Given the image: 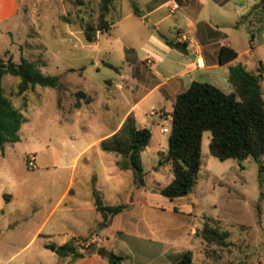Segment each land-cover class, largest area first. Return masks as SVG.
Returning <instances> with one entry per match:
<instances>
[{"label":"rangeland","instance_id":"obj_1","mask_svg":"<svg viewBox=\"0 0 264 264\" xmlns=\"http://www.w3.org/2000/svg\"><path fill=\"white\" fill-rule=\"evenodd\" d=\"M101 1L25 0L21 14L13 20L12 33L0 32V52L13 49L0 55L3 63H19L24 56L37 61L44 74L61 78L59 89L36 86L23 96L18 95V78L6 75L2 79L17 106L28 99L29 121L20 131V142L7 144L5 153L0 146V264L58 263L59 254L46 245L60 244L64 237L59 220L66 207L57 204L69 181V168L80 152L112 130L130 104L155 84L156 74L168 76L167 63L173 57L169 43L178 30L199 41L226 38L240 54L237 62L249 72L257 73L264 63V0H115L108 16L115 22L112 30L98 32L97 41L88 43L84 29L97 24ZM165 2L146 17L148 21L134 13V4L147 14ZM175 4L178 9L171 12ZM159 20L160 25H151ZM189 20L197 23L198 35L190 32ZM130 63L137 69V81ZM262 89L264 93V78ZM78 91L93 101L82 100V107L75 109ZM145 105L162 108L157 95ZM70 110L80 111L74 121ZM163 125L156 118L154 142L143 154L145 168L153 174L157 154L152 152L158 140L161 152L169 150L170 133L163 132ZM211 138V132L204 134L202 169L186 201L194 206L201 226L211 220L221 231L230 232V246L198 244L195 263L206 262L204 250L213 264L264 263V157L259 162L254 158L222 161L210 153ZM94 151L78 158V172L85 171V159ZM33 156L34 168L29 166ZM171 176L167 171L156 174L163 186ZM147 183L153 184L151 175ZM186 201L153 194L148 200L151 207L138 212L140 224L172 222V207L180 208ZM128 217L131 221L132 216ZM121 241L132 246L140 240L127 236ZM74 261L68 259L65 264Z\"/></svg>","mask_w":264,"mask_h":264},{"label":"trees","instance_id":"obj_2","mask_svg":"<svg viewBox=\"0 0 264 264\" xmlns=\"http://www.w3.org/2000/svg\"><path fill=\"white\" fill-rule=\"evenodd\" d=\"M115 0H102L99 20L96 25L87 24L84 32L86 41L94 43L97 34L109 33L115 22L108 16ZM134 13L143 17L137 5H133ZM180 48L183 47L178 43ZM239 57V53L232 47L222 46L219 61L222 65L230 64ZM113 67V65H110ZM83 68L82 70H84ZM71 71H75L72 69ZM6 75L18 78V95L23 96L32 88L59 89L61 78L58 75H46L40 64L24 56L19 63L9 61L0 67V146L5 152L7 144L21 141L20 131L29 121L26 115L28 99H23L22 107L17 106L7 95L2 84ZM264 78V63L260 64L257 73L249 72L239 63L230 66L229 80L235 92L226 93L218 86L209 82L194 81L188 90L179 94L171 113L172 123L169 135V151L160 159L157 169L170 166L173 178L169 184L160 189L161 195L174 200L189 196L197 186L203 165L202 146L206 132L212 133L209 149L210 153L222 160L237 159L240 161L254 158L258 162L264 157V93L262 82ZM75 109L82 107L83 101L91 103L93 99L84 91L76 94ZM153 132L151 129L139 128L137 120L131 113L121 128L113 135L103 139L100 148L103 152L118 157L117 166L121 170H132L134 182L138 188H145L149 175L142 160V153L151 145ZM97 210L102 214L103 225L112 217L127 209V205H105L99 192L93 191ZM217 221V220H215ZM218 222V221H217ZM197 236L202 237L208 244L230 246L227 241L230 232L221 231L220 227L205 222ZM69 241L62 246L48 244L47 248L60 256L77 253L76 242ZM90 252H97L107 257L111 264H122L124 257L104 248L90 247ZM176 264H195L193 251L184 252Z\"/></svg>","mask_w":264,"mask_h":264},{"label":"crops","instance_id":"obj_3","mask_svg":"<svg viewBox=\"0 0 264 264\" xmlns=\"http://www.w3.org/2000/svg\"><path fill=\"white\" fill-rule=\"evenodd\" d=\"M24 2L25 0H0V32L12 33L14 29L13 20L21 14ZM167 4L168 2H165L149 13L143 14V17H139L143 20L147 16L158 12L160 8ZM171 12H174L173 8ZM160 23H162V20L151 25H160ZM188 27L192 34L198 35L199 27L196 22L189 20ZM211 38L206 39L203 37L199 41L198 39L190 38L182 29L178 30L177 36L173 41L178 46H172L169 43L173 48L171 53L173 57L167 63L168 76L156 74L157 81L155 84L147 89L140 98L130 104L112 130L93 140L87 148L77 155L72 167L69 168L70 178L57 204L59 207H66L63 209L59 220L62 225L60 229L64 237L57 246L78 240L76 242L77 253L83 254V256L75 258L72 253L68 256L59 255L60 260L57 264H65L68 259H74L73 264H111L107 257L101 256L97 252L91 253L88 248L83 246V243L92 236H97L98 238L97 245L93 247L104 248L108 252L123 256L125 259L122 264H176L177 259L188 250L193 251L195 263L197 245L201 244L204 248L208 246V243L196 234L201 231L204 225L201 226L197 222V218L194 215V206L186 201L189 196L174 199L185 200L186 203L181 204L180 208L177 206L172 207V222L157 223L155 225L140 224L138 212H144L147 208H150L149 197L153 194H161L160 189L166 186H163L156 174L162 171L172 174L170 166L157 169L162 156L168 153L165 151L161 152L163 149L161 140H158L157 147L152 152L157 154V158L153 159L157 163L156 166H153L154 174L151 171H147L153 177L154 186L150 184L145 188H138L134 182L133 171L121 170L117 166L118 157L103 152L100 148V143L103 139L117 132L126 118L133 113L139 128L147 127L152 130L151 147L155 139L156 118L164 121L166 116L172 117L171 113L174 110L177 96L188 90L194 81L212 83L226 93L235 92V88L230 83L229 74L230 66L239 64L237 62L238 58L226 65H222L219 61V52L222 46L234 47L226 38L220 41L211 40ZM178 43H181L183 47L180 48ZM14 46L13 41L11 47L13 48ZM9 50L13 51L11 48H6L0 52V55ZM129 67L130 71L133 72L134 80L137 81L135 79L136 67L131 63ZM137 87L138 85L133 90H138ZM154 95H157L162 103L160 110H156L154 106L145 105ZM79 112V110H70L73 121L79 116ZM165 126L164 121L162 130ZM149 148L142 153V160L143 154L148 152ZM91 150L95 151L85 159V171L82 173L78 172L80 162L78 158L87 155ZM172 178L173 174L169 180L170 182ZM150 186L153 187L151 188ZM94 188L99 192L105 205L118 206L124 204L128 206L127 209L115 215L108 223L103 225L104 218L97 210L93 194ZM133 211L137 214L132 215ZM128 216H132L131 221H127ZM86 222L87 225H83ZM127 236H132L140 241L132 246L127 245L123 241L118 242L119 238ZM204 253L206 256L204 264H213L206 250H204ZM223 259L226 261L225 258ZM245 264H251V262Z\"/></svg>","mask_w":264,"mask_h":264},{"label":"built area","instance_id":"obj_4","mask_svg":"<svg viewBox=\"0 0 264 264\" xmlns=\"http://www.w3.org/2000/svg\"><path fill=\"white\" fill-rule=\"evenodd\" d=\"M178 9V5L177 4H175L174 5V7H173V11H175V10H177ZM165 127L163 128V131L165 132V133H169L170 132V130H171V123H172V117L171 116H166V118H165ZM29 166L30 167H35L36 166V157L35 156H33L32 158H31V160H30V162H29ZM97 243H98V238H97V236H92L91 238H89V239H87L84 243H83V246L85 247V248H89V247H91V246H94V245H97ZM2 264H9L8 262L7 263H2Z\"/></svg>","mask_w":264,"mask_h":264},{"label":"water","instance_id":"obj_5","mask_svg":"<svg viewBox=\"0 0 264 264\" xmlns=\"http://www.w3.org/2000/svg\"><path fill=\"white\" fill-rule=\"evenodd\" d=\"M145 20L148 21L147 18H145ZM171 45H172V46H176V47L178 46L177 44H175V43H173V42H171ZM3 65H4V63H3V59H0V67H3Z\"/></svg>","mask_w":264,"mask_h":264}]
</instances>
